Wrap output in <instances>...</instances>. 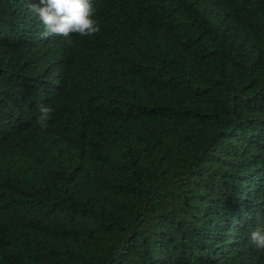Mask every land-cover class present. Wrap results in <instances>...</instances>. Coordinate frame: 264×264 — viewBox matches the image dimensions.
Segmentation results:
<instances>
[{"label":"trees","instance_id":"1","mask_svg":"<svg viewBox=\"0 0 264 264\" xmlns=\"http://www.w3.org/2000/svg\"><path fill=\"white\" fill-rule=\"evenodd\" d=\"M29 4L0 0V264H264V0H92L71 46Z\"/></svg>","mask_w":264,"mask_h":264},{"label":"clouds","instance_id":"2","mask_svg":"<svg viewBox=\"0 0 264 264\" xmlns=\"http://www.w3.org/2000/svg\"><path fill=\"white\" fill-rule=\"evenodd\" d=\"M40 5L29 4V11L43 24L45 31L42 37H63L67 45H73V34L91 37L100 30L94 18L96 11L92 0H39ZM54 109L40 105L36 124L46 130ZM249 239L258 248L264 250V229L257 228L250 232Z\"/></svg>","mask_w":264,"mask_h":264}]
</instances>
